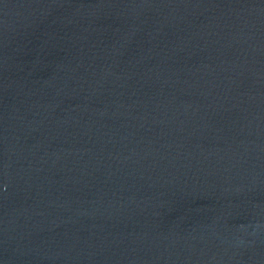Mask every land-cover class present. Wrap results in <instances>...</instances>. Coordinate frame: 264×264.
Listing matches in <instances>:
<instances>
[{
	"label": "water",
	"instance_id": "95a60500",
	"mask_svg": "<svg viewBox=\"0 0 264 264\" xmlns=\"http://www.w3.org/2000/svg\"><path fill=\"white\" fill-rule=\"evenodd\" d=\"M0 264H264V0H0Z\"/></svg>",
	"mask_w": 264,
	"mask_h": 264
}]
</instances>
